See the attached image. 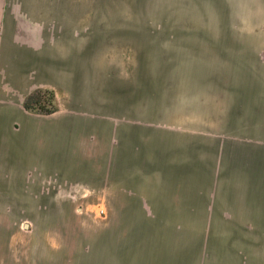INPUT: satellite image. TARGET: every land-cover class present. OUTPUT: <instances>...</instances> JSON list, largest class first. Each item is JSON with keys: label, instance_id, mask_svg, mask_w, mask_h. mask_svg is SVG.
<instances>
[{"label": "rangeland", "instance_id": "1", "mask_svg": "<svg viewBox=\"0 0 264 264\" xmlns=\"http://www.w3.org/2000/svg\"><path fill=\"white\" fill-rule=\"evenodd\" d=\"M61 15L62 38L69 28L76 50V99L113 124L93 117L103 141L93 148L102 155L95 151L73 168V177L92 184L46 173L39 189L78 194L56 199L64 206L169 213L152 222H223L229 210L242 211L234 198L229 204L230 180L234 197L240 174L230 150L235 156L245 92L264 82V0H62ZM81 83L87 95L79 98ZM95 169L103 173H88ZM10 171L0 165L1 190ZM51 201L8 213L0 199V240L22 231L11 227L50 219Z\"/></svg>", "mask_w": 264, "mask_h": 264}, {"label": "crops", "instance_id": "2", "mask_svg": "<svg viewBox=\"0 0 264 264\" xmlns=\"http://www.w3.org/2000/svg\"><path fill=\"white\" fill-rule=\"evenodd\" d=\"M61 6L62 0H0V165L11 168L0 199L8 213L14 206L38 210L45 199L55 200L44 212L51 216L46 222L10 228L22 231L0 240V264H264L263 81L252 95L245 92L244 118L235 120L241 137L235 156L231 145L230 157L237 170L239 155L240 174L234 197L230 180L229 204L234 198L244 209L229 210L230 221L152 222V215L169 213L152 206H64L56 199L78 194L39 189L46 173L92 184L73 177V168L95 151L102 155L103 149L93 148L102 141L91 129L93 117L100 126L113 124L107 115L85 111L76 99V50L69 45V28L62 38ZM85 84L79 85V98L87 95ZM39 90L54 93L56 111L25 107ZM103 186L101 195L108 197Z\"/></svg>", "mask_w": 264, "mask_h": 264}, {"label": "trees", "instance_id": "3", "mask_svg": "<svg viewBox=\"0 0 264 264\" xmlns=\"http://www.w3.org/2000/svg\"><path fill=\"white\" fill-rule=\"evenodd\" d=\"M46 94H49V99L46 100L44 96ZM55 96L52 91L46 90V91H36L32 95H30L26 102H25V107L27 109H32V110H38L42 113H52L56 111L57 106L54 102Z\"/></svg>", "mask_w": 264, "mask_h": 264}, {"label": "built area", "instance_id": "4", "mask_svg": "<svg viewBox=\"0 0 264 264\" xmlns=\"http://www.w3.org/2000/svg\"><path fill=\"white\" fill-rule=\"evenodd\" d=\"M100 213H104V211L103 210H100Z\"/></svg>", "mask_w": 264, "mask_h": 264}]
</instances>
